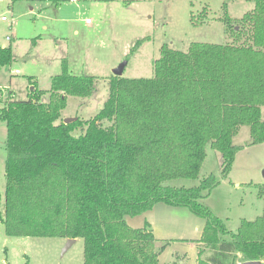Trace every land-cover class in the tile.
I'll list each match as a JSON object with an SVG mask.
<instances>
[{"label": "trees", "instance_id": "1", "mask_svg": "<svg viewBox=\"0 0 264 264\" xmlns=\"http://www.w3.org/2000/svg\"><path fill=\"white\" fill-rule=\"evenodd\" d=\"M251 1L252 10L225 20L240 26L232 42L193 41L186 51L163 44L152 77L111 75L89 119L61 118L67 96H90L96 80L65 62L49 90L33 85L22 100H2L0 90L5 235L82 238L83 264H159L150 224L132 227L125 217L162 203L204 219L197 264H233L238 254L264 264V209L229 232L198 201L218 184L213 174L195 187L164 184L197 177L207 144L221 154L226 178L242 148L232 142L241 125L252 144L264 141V0ZM12 60L11 48L0 46V67Z\"/></svg>", "mask_w": 264, "mask_h": 264}, {"label": "rangeland", "instance_id": "2", "mask_svg": "<svg viewBox=\"0 0 264 264\" xmlns=\"http://www.w3.org/2000/svg\"><path fill=\"white\" fill-rule=\"evenodd\" d=\"M253 7L251 0H0V16L7 17L0 19V46H9L13 53L12 62L0 67L1 99H26L33 85L49 90L51 78L65 62L72 74L92 75L96 80L90 96H67L61 118L89 119L103 106L108 78L120 63L125 61L123 77H152L161 45L186 51L193 41L232 42L230 33L240 26L238 21L225 20L239 19ZM261 110L264 113V106ZM79 133V129L73 132ZM5 139L6 126L0 120V211ZM232 142L242 148L226 178L221 176V154L207 144L197 177L173 178L164 184L195 187L213 174L218 184L198 201L229 232H236L242 219L252 221L264 209V141L252 144L249 127L241 125ZM180 208L159 203L150 212L125 217L132 227H142L146 220L152 223L159 264H197L201 247L197 238L204 219ZM166 239L170 244L161 249ZM244 262L238 254L233 264ZM0 264H83V240L7 236L0 221Z\"/></svg>", "mask_w": 264, "mask_h": 264}, {"label": "water", "instance_id": "3", "mask_svg": "<svg viewBox=\"0 0 264 264\" xmlns=\"http://www.w3.org/2000/svg\"><path fill=\"white\" fill-rule=\"evenodd\" d=\"M124 65H125V61H123L115 69H113V75L121 76ZM76 119L77 117H67L63 119V122L70 123L72 121H75ZM67 240L69 243H72L73 241H75V238H67ZM243 264H262V262L259 260H248V261H245Z\"/></svg>", "mask_w": 264, "mask_h": 264}, {"label": "crops", "instance_id": "4", "mask_svg": "<svg viewBox=\"0 0 264 264\" xmlns=\"http://www.w3.org/2000/svg\"><path fill=\"white\" fill-rule=\"evenodd\" d=\"M86 22H87V20H86ZM2 47H3V46H2ZM155 206H157V204H156ZM155 206H153V208H154ZM166 206H167V205H166ZM170 207H171L172 209H175V210L181 209L180 207H172V206H170ZM153 208H152V209H153ZM152 209H150V210H148V211H146V212H144V213L150 212ZM172 209H171V210H172ZM142 214H143V213H142ZM126 220H127V219H126ZM146 221H147V220H146ZM147 222L150 224V226H152V223H151L149 220H148ZM203 224H204V223H202V225H201V230H200L199 238H200V236H201V231H202ZM140 227H141V226H140ZM195 229L198 230V226H195ZM151 230H152V233H153V235H154V232H153L152 227H151ZM154 237H155V235H154ZM155 238H156V237H155ZM199 238H197V239H199ZM163 240H164V239H163ZM166 241H167V244H166V245L170 244V242H169L167 239H166ZM165 247H166V246H165ZM206 251H207V250H206ZM206 251H205V252H206ZM205 252H204V253H205Z\"/></svg>", "mask_w": 264, "mask_h": 264}, {"label": "built area", "instance_id": "5", "mask_svg": "<svg viewBox=\"0 0 264 264\" xmlns=\"http://www.w3.org/2000/svg\"><path fill=\"white\" fill-rule=\"evenodd\" d=\"M0 19H1V20H6L7 17H6V16H0ZM87 22H88V19H87Z\"/></svg>", "mask_w": 264, "mask_h": 264}]
</instances>
